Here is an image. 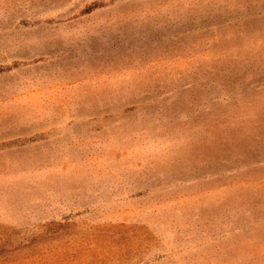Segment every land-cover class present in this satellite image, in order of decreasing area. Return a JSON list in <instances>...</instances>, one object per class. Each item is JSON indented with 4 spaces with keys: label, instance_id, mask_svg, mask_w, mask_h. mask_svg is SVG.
Wrapping results in <instances>:
<instances>
[{
    "label": "rangeland",
    "instance_id": "1",
    "mask_svg": "<svg viewBox=\"0 0 264 264\" xmlns=\"http://www.w3.org/2000/svg\"><path fill=\"white\" fill-rule=\"evenodd\" d=\"M0 264H264V0H0Z\"/></svg>",
    "mask_w": 264,
    "mask_h": 264
}]
</instances>
